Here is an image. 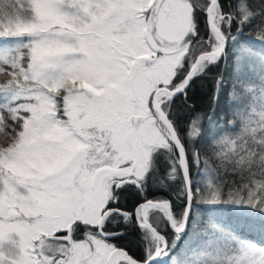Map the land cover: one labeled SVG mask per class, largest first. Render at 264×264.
<instances>
[{
	"label": "snow or ice",
	"instance_id": "snow-or-ice-1",
	"mask_svg": "<svg viewBox=\"0 0 264 264\" xmlns=\"http://www.w3.org/2000/svg\"><path fill=\"white\" fill-rule=\"evenodd\" d=\"M0 264H264V0H0Z\"/></svg>",
	"mask_w": 264,
	"mask_h": 264
},
{
	"label": "trees",
	"instance_id": "trees-1",
	"mask_svg": "<svg viewBox=\"0 0 264 264\" xmlns=\"http://www.w3.org/2000/svg\"><path fill=\"white\" fill-rule=\"evenodd\" d=\"M195 100L200 104H206V98L203 99L200 98L199 94L197 95ZM220 114L222 115L223 113L221 112ZM208 215H214V213L211 210H209ZM255 235H257L258 237V233H256ZM122 243L125 244L132 253L137 255L139 254L140 251L139 237L134 232L130 233L128 239L122 241Z\"/></svg>",
	"mask_w": 264,
	"mask_h": 264
}]
</instances>
